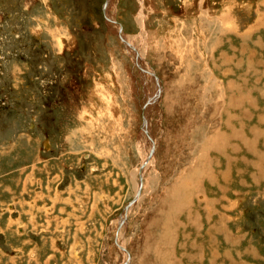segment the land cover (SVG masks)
Instances as JSON below:
<instances>
[{
  "label": "rangeland",
  "instance_id": "rangeland-1",
  "mask_svg": "<svg viewBox=\"0 0 264 264\" xmlns=\"http://www.w3.org/2000/svg\"><path fill=\"white\" fill-rule=\"evenodd\" d=\"M122 262L264 264V0H0V264Z\"/></svg>",
  "mask_w": 264,
  "mask_h": 264
},
{
  "label": "bare ground",
  "instance_id": "bare-ground-1",
  "mask_svg": "<svg viewBox=\"0 0 264 264\" xmlns=\"http://www.w3.org/2000/svg\"><path fill=\"white\" fill-rule=\"evenodd\" d=\"M143 16V14H142V11H141V17ZM121 30H123L122 29V27H121ZM123 35H124V40H125V42L127 43V44H129L127 41H126V39H125V32L123 33ZM130 38H132V37H130ZM131 45V44H130ZM129 45V46H130ZM132 46V45H131ZM134 50H135V48H134ZM135 52V55L137 54L136 53V50L134 51ZM139 52V51H138ZM140 53V52H139ZM137 54L136 56H137V59L138 60H140L141 61V63L145 66V69L147 68V70H148V72L149 73H154L155 74V72L150 68V66L148 67V62L146 61V58H145V54L144 53H140V54ZM139 63V62H138ZM140 64V63H139ZM141 66V65H140ZM156 76V75H155ZM156 79H157V81L159 82V80H158V77L156 76ZM160 85V84H159ZM161 88V87H160ZM156 93V92H155ZM158 96V95H157ZM156 96V97H157ZM154 98V97H153ZM152 100V99H151ZM150 100V101H151ZM156 100H158V99H156ZM155 100V101H156ZM148 104V101L146 102V104L145 105H147ZM150 105V104H149ZM146 112V111H145ZM144 117H145V121H144V126H145V128H146V126H147V122H148V113L146 112V113H144ZM150 128V127H149ZM149 137H146L147 139H148V141L150 142L151 140H150V137H152V135H151V130H149ZM152 151V150H151ZM150 154H152L151 152H150ZM147 157V156H146ZM151 157V156H150ZM153 157V156H152ZM151 160V159H150ZM151 163V161H148L147 162V164H146V167H145V164L143 165V168L141 169V172L143 171V169H147L148 168V166H149V164ZM145 167V168H144ZM224 174V173H223ZM225 176V175H224ZM140 181H141V188H142V174H141V177H140ZM138 184V183H137ZM138 186V185H137ZM122 219H123V216L121 217ZM206 239V238H205ZM123 245V244H122ZM121 245V248H123V251H127V249L126 248H124L123 246ZM126 254H128V251H127V253Z\"/></svg>",
  "mask_w": 264,
  "mask_h": 264
},
{
  "label": "water",
  "instance_id": "water-1",
  "mask_svg": "<svg viewBox=\"0 0 264 264\" xmlns=\"http://www.w3.org/2000/svg\"><path fill=\"white\" fill-rule=\"evenodd\" d=\"M147 73L148 74H151V76H153L154 78H156V76H155L154 73H149L148 71H147ZM147 101L149 103L150 102V99H148ZM142 131H144V134L143 135H145L146 137H149V135L145 132V130L143 128H142ZM143 165L144 164H140V167H139L140 170L143 168ZM139 175H140V173H139ZM140 189H141V181H140V178H139L138 187H137V193L134 196V198L126 205V207L124 209L128 208L131 204H133V202L136 200V198H138V196L140 194ZM122 250H123V248H122ZM125 252L127 253V251H125ZM120 264H124V263L122 262Z\"/></svg>",
  "mask_w": 264,
  "mask_h": 264
}]
</instances>
